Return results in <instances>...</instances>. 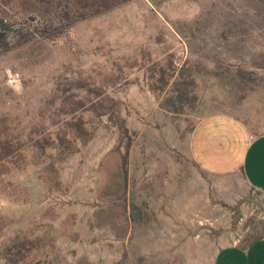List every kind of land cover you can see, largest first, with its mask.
I'll return each instance as SVG.
<instances>
[{"label": "rangeland", "instance_id": "374dc122", "mask_svg": "<svg viewBox=\"0 0 264 264\" xmlns=\"http://www.w3.org/2000/svg\"><path fill=\"white\" fill-rule=\"evenodd\" d=\"M216 115L264 134V0H0V264H217L264 235V195L193 159Z\"/></svg>", "mask_w": 264, "mask_h": 264}, {"label": "crops", "instance_id": "0c3cea01", "mask_svg": "<svg viewBox=\"0 0 264 264\" xmlns=\"http://www.w3.org/2000/svg\"><path fill=\"white\" fill-rule=\"evenodd\" d=\"M191 154L204 171L220 177L240 174L246 186L264 195V134L252 136L240 120L228 115L201 120L191 137ZM256 238L222 248L216 262L231 248L236 256L226 264H264V235Z\"/></svg>", "mask_w": 264, "mask_h": 264}, {"label": "trees", "instance_id": "16d2710c", "mask_svg": "<svg viewBox=\"0 0 264 264\" xmlns=\"http://www.w3.org/2000/svg\"><path fill=\"white\" fill-rule=\"evenodd\" d=\"M182 77H183V75H179L178 78H177L179 80L178 83H180V86L186 85L185 83H181L180 80H182ZM186 99H187V91L182 89V88H180L178 95L176 97L169 98L168 101H171L173 103H177L178 102V103L182 104V103H184L186 101ZM256 239L257 238H253V239L249 240L248 243L253 242Z\"/></svg>", "mask_w": 264, "mask_h": 264}, {"label": "water", "instance_id": "95a60500", "mask_svg": "<svg viewBox=\"0 0 264 264\" xmlns=\"http://www.w3.org/2000/svg\"><path fill=\"white\" fill-rule=\"evenodd\" d=\"M134 216L137 219L140 217V214L138 213V210L137 209L134 210Z\"/></svg>", "mask_w": 264, "mask_h": 264}]
</instances>
